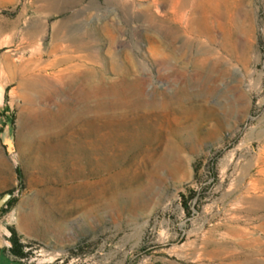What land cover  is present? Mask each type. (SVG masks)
I'll return each mask as SVG.
<instances>
[{
	"label": "rangeland",
	"instance_id": "374dc122",
	"mask_svg": "<svg viewBox=\"0 0 264 264\" xmlns=\"http://www.w3.org/2000/svg\"><path fill=\"white\" fill-rule=\"evenodd\" d=\"M3 194L0 264H264V0H0Z\"/></svg>",
	"mask_w": 264,
	"mask_h": 264
},
{
	"label": "trees",
	"instance_id": "16d2710c",
	"mask_svg": "<svg viewBox=\"0 0 264 264\" xmlns=\"http://www.w3.org/2000/svg\"><path fill=\"white\" fill-rule=\"evenodd\" d=\"M210 170H213L212 165H210ZM16 175L19 180L20 175H19L18 170H16ZM14 202H15L14 198L7 200L4 203V207H0V213L5 211V208L7 206L12 205ZM7 230H8L7 240L9 242V246L6 248L5 251L7 255L9 256V258H11L12 261H16V262H21L22 260L27 259L30 252L26 250L25 245H23V243L20 242L15 230L11 226H8Z\"/></svg>",
	"mask_w": 264,
	"mask_h": 264
},
{
	"label": "water",
	"instance_id": "95a60500",
	"mask_svg": "<svg viewBox=\"0 0 264 264\" xmlns=\"http://www.w3.org/2000/svg\"><path fill=\"white\" fill-rule=\"evenodd\" d=\"M7 195L3 194L2 196H0V207L3 205V203L7 200Z\"/></svg>",
	"mask_w": 264,
	"mask_h": 264
},
{
	"label": "bare ground",
	"instance_id": "6f19581e",
	"mask_svg": "<svg viewBox=\"0 0 264 264\" xmlns=\"http://www.w3.org/2000/svg\"><path fill=\"white\" fill-rule=\"evenodd\" d=\"M102 143V142H101ZM105 143V142H104Z\"/></svg>",
	"mask_w": 264,
	"mask_h": 264
}]
</instances>
